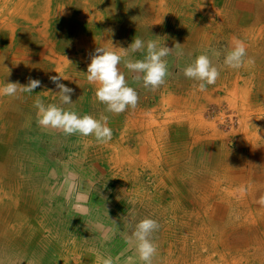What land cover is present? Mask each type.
I'll use <instances>...</instances> for the list:
<instances>
[{"label":"rangeland","instance_id":"1","mask_svg":"<svg viewBox=\"0 0 264 264\" xmlns=\"http://www.w3.org/2000/svg\"><path fill=\"white\" fill-rule=\"evenodd\" d=\"M53 1L63 2L61 4L64 5L66 0ZM102 1L98 0L99 12L92 11L86 16L80 5L75 15L82 13V17L80 21L76 17V20L68 18L66 22L72 21L73 24L70 27L50 19L48 40L34 37L37 23L28 25L30 32L18 28L20 32L15 40L17 51L14 54L17 56L13 58L14 62H11L7 45H3L8 52L0 55L3 85L16 83L26 86L28 82H23L24 79L39 80L40 89L34 90L42 91L43 103L59 104L58 89L50 79L58 75L59 83L64 82L73 89L70 96L73 103L60 106L95 119L106 117L111 138L101 142L92 135H65L59 129L43 128L36 117L32 121L30 119V115L35 114V101L25 98L23 104L30 105L33 111L28 115L29 108L20 104L21 115L25 114L24 123H21L19 131L18 127L14 131L22 138L18 137L16 144L15 141L6 143L9 146L5 150L8 156L1 165L0 183L3 182L0 185L4 187L0 191L2 194L10 193L11 196H6L11 197V202L15 203L17 198L22 200L17 206L1 203L4 212H11H0L6 217L3 223L0 219V227L3 226L0 264H100L97 255L111 256L114 260L118 258L116 264H128V258L134 257V252L126 243L125 236L130 233L128 223L133 216L136 220L149 217L159 224L152 237L157 246L152 264H264V164L255 160V156L262 154L254 144V134L264 129V126L260 127L264 124V93H259V88H264V79L258 85L255 75L252 76L253 73L261 74L262 71L255 67L264 61V1L237 0V4L241 2L251 7L243 26L249 31L254 28L257 38L244 36L241 29L243 15L238 10L232 14V20H241L236 21L237 25L230 21L220 26V15L216 7L211 8V1L214 0H191L192 3H189L190 0ZM8 2L0 0V12L2 5ZM31 5L34 7V2ZM38 6L45 8L44 2ZM4 8L7 10L8 4ZM258 13L263 18L254 21L251 17H256ZM22 25L20 23V27ZM92 25L94 28H89ZM171 29L173 31H169ZM8 33V30L0 33V52L2 38ZM169 33H175V36L169 38ZM136 35L146 41L164 43L175 50L193 47L190 60L171 54L164 58L169 72H176L171 69L179 67V63L191 62L196 55L207 52L219 70L215 84L211 85L213 94L207 95V91L205 95L204 89L198 90L194 100L189 95L175 98L165 93L162 96L163 84L173 80L170 74L157 88L149 87V90L145 88L147 91L139 92L138 84L136 88L132 86L136 82L133 80L135 74L129 72L122 60L120 71L124 73L128 85L137 92L136 107L115 114L106 111V106L98 100L95 106L90 103V87L94 84L87 80L85 74L95 48H110L112 45L117 49L127 48ZM24 37L26 42L19 41ZM233 37L241 40L246 49V57L239 69L227 68L222 63L223 54L230 48ZM18 42L25 43L18 45ZM57 45H61L60 49ZM213 52H219V58L212 56ZM143 56L144 53L137 52L131 58L143 59ZM180 56L182 58L183 54ZM9 65L10 69H7ZM194 82L198 86L199 82ZM205 88L211 89L210 85ZM15 97L10 96L9 99L14 100ZM5 99L7 96L2 98ZM9 106L6 105L7 108ZM192 107L190 119L174 118L176 108L189 110ZM161 110L163 113L159 114ZM178 120L192 121L200 129L196 134L198 136H203L201 129L206 130L205 137L198 141L203 149L220 147V168L224 163V167L231 164L235 173L231 185L225 181L221 170L217 174H200L204 171L195 169L189 173L186 171L187 175L183 172L174 177L167 173L164 179L163 173L158 175V168L163 172L167 167L151 164L157 162V146L162 142L158 143L160 132L157 128L165 130V137H171L169 126ZM253 123L258 124H255L256 129ZM241 167L248 176L246 181L238 182L236 178L240 176H237V170ZM72 173L79 179L80 191L86 194L83 204L86 212L74 209L72 203L58 192L65 177ZM196 175L199 181L194 179ZM169 178L172 185L167 181ZM212 182L219 184L218 191H215ZM225 192L229 196L224 195ZM221 196L230 200L221 199ZM13 252L17 256H13ZM135 264L140 262L136 260Z\"/></svg>","mask_w":264,"mask_h":264},{"label":"clouds","instance_id":"2","mask_svg":"<svg viewBox=\"0 0 264 264\" xmlns=\"http://www.w3.org/2000/svg\"><path fill=\"white\" fill-rule=\"evenodd\" d=\"M179 46L180 44H176ZM144 53L143 59H132L133 54ZM173 48L169 49L165 44L156 40H144L135 36L127 48L113 46L110 48L97 47L90 57L87 65V80L95 85V97L106 106V111L119 114L128 108H134L138 101L136 90L129 86L124 73L119 65L122 60L130 73H134L133 80L142 83L146 88H156L162 85L165 77L169 75V69L165 57L172 54ZM212 56L219 58V52H213ZM127 57V59H125ZM246 57L245 45L238 38H233L230 48L223 54V65L231 69H239ZM251 62V61H249ZM184 77L197 81L199 90L203 91L207 85L215 84L219 70L213 64L207 52L196 55L183 69ZM55 83L59 97V104H45L39 98L34 102L36 108L37 123L43 128L59 129L65 135L80 134L92 135L97 141L106 142L111 138V129L107 126V118L95 119L90 115H79L76 111L65 109L60 105H70L72 88L59 83L60 77H50ZM40 86V81L30 79L26 86L16 83H5L0 86V95L14 96L18 90L33 93ZM62 193L74 209L82 210L86 200V194L79 189V179L72 173L66 176L60 188ZM83 211H87L83 209ZM115 223V221H113ZM102 227V226H98ZM130 233L125 236L126 243L134 252V257L128 258V264H152L153 257L157 253V246L152 237L158 230L156 220L144 217L136 220L133 216L129 223ZM108 236H105L107 239ZM100 264H116L118 258L111 256H99Z\"/></svg>","mask_w":264,"mask_h":264},{"label":"bare ground","instance_id":"3","mask_svg":"<svg viewBox=\"0 0 264 264\" xmlns=\"http://www.w3.org/2000/svg\"><path fill=\"white\" fill-rule=\"evenodd\" d=\"M6 1H9L8 3H5V4H3L2 5V7H1V12H0V33L2 32V31H7L8 30V34L7 35H5V36H3V43L1 44V52H0V55L1 56H4L6 53H10V55H9V57L12 59V61L11 62H14V60H13V58H15L17 55L16 54H14L16 51H17V49H15L17 46H15V43H16V41H17V38H18V35H19V32H20V29H18V28H24L25 30L26 29H28L29 30V32H30V30H31V27L30 26H28L30 23L31 24H35V23H37V26H38V28H35V30H34V37L36 38V39H38V38H41V39H43V38H46V40H48L49 39V36H48V32H49V21H50V19H52V21H55L56 20V23H59V25H62V24H64L65 26H69L70 27V25H73L72 24V21H70V22H66V20H69L70 18L72 19V18H74V20H76L75 19V17L76 18H78L79 19V21H80V19H81V17H82V13H80V14H77V15H75V12L80 8V5H81V7L82 8H84V16H86L89 12H92V11H96L98 8V0H80V2L79 3H73L72 1H70V0H66L65 2H64V5H62L61 3H63V2H59V1H53V0H43V2H44V4H45V8L43 7L42 9H40V7L38 6V4L40 5L41 3L43 4V2H42V0H16V1H12V2H10V0H6ZM62 1H64V0H62ZM121 1H123V0H121ZM143 1V0H142ZM259 1V0H258ZM262 1V0H261ZM264 1V0H263ZM33 2H34V4H35V6L34 7H31L32 5L31 4H33ZM46 2V3H45ZM102 2H105V0H103ZM119 2V1H118ZM144 2V1H143ZM177 2V1H176ZM189 3H192V1L190 0L189 1ZM8 4V6H9V8L6 10L4 7L6 6ZM102 4V3H101ZM105 4V3H104ZM113 4V3H112ZM142 4V3H141ZM253 4V3H252ZM1 5V4H0ZM51 5V6H50ZM114 5V4H113ZM116 5V4H115ZM211 5H212V7L211 8H213L214 9V7H216V11H218V13H219V15H220V17H221V25L220 26H223V23H225V22H230V21H232L233 23H235L236 24V21H241L240 19H233L232 20V14H234L233 12L235 11V10H238V12H241L242 13V15H243V23L241 24V26L243 27H241V29H243L242 30V33L244 34V36H248L249 38H251V36H253V37H256V32H254L253 33V30H254V28L252 29V30H250L249 31V29L248 30H246L245 28H244V21L246 22V20H247V15L248 14H250V10H251V7H249V6H245L244 4L242 5V3L241 2H239L238 4H237V0H214V1H211ZM257 5V7L259 6V4H256ZM161 6V5H160ZM240 6H242V7H240ZM114 7V6H113ZM117 7V6H116ZM116 7H114V8H116ZM158 7V6H157ZM178 7H179V5H178ZM190 7V6H189ZM191 7H192V5H191ZM4 8V9H3ZM118 8V7H117ZM169 8V7H168ZM176 8V7H175ZM174 8V9H175ZM249 8H250V10H249ZM255 8V7H254ZM40 9V10H39ZM120 9V8H119ZM157 9V8H156ZM181 9V8H180ZM38 10H39V12H38ZM101 10V9H100ZM147 10V9H146ZM211 10V9H210ZM104 11V10H103ZM256 11H257V9H256ZM259 11H260V9H259ZM38 12V13H37ZM97 12H99V10H97ZM263 12V11H262ZM120 13V12H119ZM256 13V12H255ZM122 14H124V13H122ZM178 14V13H177ZM260 13H258L257 15H256V17H251V18H253V19H255L254 21H257V20H262V18H263V15H259ZM264 14V13H263ZM35 15V16H34ZM103 15V14H102ZM174 15V14H173ZM181 15V14H180ZM236 15V14H235ZM89 16V15H88ZM114 16V15H113ZM214 16V15H213ZM254 16V15H253ZM20 17V18H19ZM30 17V18H29ZM67 17V18H66ZM105 17V16H104ZM139 17V16H138ZM262 17V18H261ZM18 18L20 19V20H18ZM69 18V19H68ZM90 18H92V17H90ZM110 18V17H109ZM204 18H205V16H204ZM213 18V17H212ZM215 18V17H214ZM35 19H38V21L36 20V21H32V20H35ZM84 19H85V17H84ZM242 19V18H241ZM252 19V20H253ZM18 20V21H17ZM91 20V19H90ZM214 20H216V19H214ZM252 20H251V24H252ZM21 21V22H20ZM82 21V20H81ZM16 22H18L17 24H16ZM20 23H23V25L20 27ZM255 23V22H254ZM258 23V22H257ZM228 24V23H227ZM18 25H19V27H18ZM237 25V24H236ZM255 25V24H254ZM77 26V25H76ZM85 26V25H84ZM163 26V25H162ZM172 26V25H171ZM209 27V26H208ZM233 27V26H232ZM231 27V28H232ZM240 27V26H239ZM62 28V27H61ZM66 28V27H65ZM89 28H94V26L92 25V26H90ZM252 28V27H251ZM82 29V28H81ZM86 29V28H85ZM227 29V28H226ZM24 30V31H25ZM149 31V30H148ZM211 31V30H210ZM89 32V31H88ZM93 33V32H92ZM171 33V32H170ZM212 33V32H211ZM251 33H253L252 35H251ZM95 34V33H94ZM207 34V33H206ZM205 34V35H206ZM211 36V35H210ZM258 37V36H257ZM256 37V38H257ZM68 38V37H67ZM234 38V37H233ZM255 38V39H256ZM64 39V38H63ZM166 39V38H165ZM197 39V38H196ZM242 39H244V38H242ZM246 39V38H245ZM16 40V41H15ZM221 40H222V38H221ZM19 41H25L26 42V38L24 37L23 39H20ZM183 41V40H182ZM215 41V40H214ZM249 41V40H248ZM251 41V40H250ZM25 42H23V43H20V42H18L17 44L19 45V44H22V45H24V43ZM62 42V41H61ZM60 42V43H61ZM245 42V41H244ZM255 42V41H254ZM263 42V41H262ZM195 43V42H194ZM7 45V50H8V52H7V50L5 49V48H3V45ZM63 44V43H62ZM73 44V43H72ZM259 44V43H258ZM5 45V46H6ZM58 47H59V49H60V47H61V45H57ZM63 46V45H62ZM255 46V45H254ZM249 47V46H248ZM253 47V46H252ZM260 49V48H259ZM22 50V49H21ZM65 50V49H64ZM257 50V49H256ZM6 51V52H5ZM251 52H253V51H251ZM261 52V51H260ZM30 53V52H29ZM43 53H45V52H43ZM256 53V52H255ZM36 54H38V53H36ZM58 55H59V53H58ZM53 56V55H52ZM59 57H61V56H59ZM262 57V56H261ZM15 63H17L16 62V60H15ZM13 64V63H12ZM11 64V65H12ZM256 65V64H255ZM7 67V69H10L9 67H10V65L9 66H6ZM260 68V67H259ZM258 69V68H257ZM49 70V69H48ZM31 75V74H30ZM29 75V76H30ZM36 76V75H35ZM81 78V77H80ZM246 78V77H245ZM28 80H30V79H28ZM28 80H26V79H24L23 80V82H25V81H27V82H29ZM1 81H3L2 79H0V85L2 84L1 83ZM14 81V80H13ZM22 81V80H21ZM19 82V81H18ZM44 83V82H43ZM46 83V82H45ZM64 83V82H63ZM3 85V84H2ZM20 86V85H19ZM223 86V85H222ZM82 87V86H81ZM78 88V87H77ZM149 88V87H148ZM147 88V89H148ZM157 88V87H156ZM236 88V87H235ZM234 88V89H235ZM38 89H40V88H38ZM43 90V89H42ZM87 90V89H86ZM149 90V89H148ZM211 90V89H210ZM229 90V89H228ZM152 91H153V89H152ZM45 92V91H44ZM140 92V91H139ZM201 92V91H200ZM164 93V92H163ZM73 94V93H72ZM171 94H173V93H171ZM16 95V97H15V99L14 100H10L9 99V97L10 96H7V99H5V100H2V98L4 97V95H0V175H2V173H3V170H2V167H1V165H4L3 164V159H7V156H8V153L5 151V150H7L8 149V145H6V143H14V141H15V143L14 144H16V139L18 140V137L19 138H22V136L19 134V136H18V134L17 133H15L16 131H14L15 130V128H17L18 127V129H17V131H19L20 129H21V123H24L23 122V119H24V113L21 115V113L22 112H20L21 111V106H20V104L22 105L23 103H24V100H25V98H27L28 100L29 99H33L34 101L37 99V98H39L42 102H44V98L42 97V95H43V93H42V91L40 90V91H36L35 92V90H33V93H27V92H25V91H23V90H18L17 91V93L15 94ZM51 95V94H50ZM91 97H92V99L90 100V103H92L93 102V104H94V106H95V104H96V102H97V98L95 97V85H92L91 87H90V94H89ZM153 95V94H152ZM176 95V94H175ZM147 96V95H146ZM30 97V98H29ZM85 97V96H84ZM144 97V96H143ZM140 98H142V97H140ZM26 99V100H27ZM51 99V98H50ZM152 101V100H151ZM156 101V100H155ZM3 102H4V105H3ZM28 102H31V101H28ZM89 102V101H88ZM6 103V104H5ZM32 103V102H31ZM7 104H9L10 106V108H7L6 107V105ZM244 105V104H243ZM193 106V105H192ZM22 107L24 108V107H27V108H29V111H27L29 114L28 115H30L31 113H32V111L33 110H35V112H33V114L34 115H30V119H31V121H32V119H34V117H36L35 115H36V108H33V110L30 108V105L29 106H25V104H23L22 105ZM88 107V106H87ZM136 107V106H135ZM134 107V108H135ZM247 107H248V105H247ZM78 108V107H77ZM80 108V107H79ZM86 108V107H85ZM249 108V107H248ZM75 109V108H74ZM139 109V108H138ZM87 110V109H86ZM89 110V109H88ZM140 110V109H139ZM250 110V109H249ZM246 111V110H245ZM24 112V111H23ZM132 112V111H131ZM165 112V111H164ZM172 112V111H171ZM177 112V111H176ZM251 112V111H250ZM253 112V111H252ZM126 113V112H125ZM136 113V112H135ZM140 113V112H139ZM134 115V114H133ZM132 115V116H133ZM136 115V114H135ZM126 116H128V115H126ZM170 116V115H169ZM37 118V117H36ZM120 118V117H119ZM137 118V117H136ZM175 118V117H174ZM181 118H183V117H181ZM185 118V117H184ZM193 118V117H192ZM190 119V118H189ZM124 121V120H123ZM185 121H188V120H184L183 122H185ZM35 123V122H34ZM128 125V124H127ZM263 125V124H262ZM34 126V125H33ZM162 126V125H161ZM166 127V126H165ZM261 127V126H260ZM24 129V128H23ZM158 129V128H157ZM187 129V128H186ZM185 129V130H186ZM167 130V129H166ZM190 131V130H189ZM37 134H38V132L37 131H35ZM23 133V132H22ZM36 133H35V135H36ZM14 134V135H13ZM124 135V134H123ZM174 136V135H173ZM167 138V137H166ZM134 140V139H133ZM21 141V140H20ZM140 141V140H139ZM17 143H19V142H17ZM159 143V142H158ZM163 143V142H162ZM190 143V142H189ZM138 146V145H137ZM158 147V146H157ZM156 147V148H157ZM38 149V148H37ZM213 149V148H212ZM18 150V149H17ZM40 151V150H39ZM138 151V150H137ZM188 151V150H187ZM13 152V151H12ZM38 152V151H37ZM158 152V151H157ZM26 153V152H25ZM124 153V152H123ZM35 154V153H34ZM38 154V153H37ZM42 154H44L43 152H42ZM155 154V153H154ZM197 154V153H196ZM195 154V155H196ZM39 155V154H38ZM48 155V154H47ZM116 155V154H115ZM121 155V154H120ZM119 155V156H120ZM12 156H14V154H12ZM26 156V155H25ZM40 156V155H39ZM197 156H199L198 154H197ZM23 157V156H22ZM31 157V156H30ZM196 157V156H195ZM12 158V157H11ZM122 158H125V156H122ZM127 158H129V157H127ZM198 158V157H197ZM197 158H196V160H197ZM190 159V158H189ZM32 160H34V159H32ZM10 161V160H9ZM74 161V160H73ZM127 161V160H126ZM114 162H116V161H114ZM114 162H113V164H114ZM149 162V161H148ZM188 162V161H187ZM19 163V162H18ZM196 163V162H195ZM77 165V164H76ZM90 165V164H89ZM116 165V164H115ZM13 166V165H12ZM32 166V165H31ZM114 166V165H113ZM136 167V166H135ZM21 168V167H20ZM78 168V167H77ZM86 168V167H85ZM196 168V167H195ZM92 170V169H91ZM176 170V169H175ZM31 171V170H30ZM173 171V170H172ZM179 171V170H178ZM218 171V170H217ZM156 172V171H155ZM19 173V172H18ZM79 173V172H78ZM232 173H234V172H232ZM223 174H225V173H223ZM230 174V173H229ZM242 175V174H241ZM17 176V175H16ZM231 176V175H230ZM247 176V175H246ZM3 177V176H2ZM225 177V176H224ZM230 178V177H229ZM233 179V178H232ZM238 179V178H237ZM240 179V178H239ZM13 180V179H12ZM244 180V179H243ZM3 182V181H2ZM1 182V183H2ZM0 183V184H1ZM14 183V182H13ZM249 183V182H248ZM7 184V183H6ZM23 184V183H22ZM20 185V184H19ZM9 186V185H8ZM17 186V185H16ZM4 186H1L0 185V190H2V188H3ZM11 188V187H10ZM5 190V189H4ZM15 190V189H14ZM12 191V190H11ZM19 191V190H18ZM249 191V190H248ZM22 192V191H21ZM0 194H2V192L0 191ZM9 195V196H11V194L10 193H6V192H4L2 195H0V199L2 198V201L0 202V212L1 213H10L9 211H7L6 210V212H4V209L2 208V205H1V203L3 204V203H6L7 204V206H9L8 205V203L10 204V206L11 205H15V206H17L18 205V203H19V201H21L22 199L21 198H17L16 200H15V203H14V201L13 202H11V199L9 200V198H11V197H8V196H6V195ZM13 195H15V194H13ZM155 195V194H154ZM20 196V195H19ZM23 197V196H22ZM226 197V196H225ZM8 198V199H7ZM162 201V200H161ZM24 204V203H23ZM33 208V207H32ZM25 211H27V209L25 210ZM32 211V210H31ZM31 213V212H30ZM0 219L2 220V223H3V221H5L6 220V217H4V216H2L1 214H0ZM10 219V218H9ZM41 223V222H40ZM2 229H3V226L1 225V227H0V233L2 232ZM123 232V231H122ZM197 234V233H196ZM7 235H9V234H7ZM9 237V236H8ZM14 237V236H13ZM192 237H193V235H192ZM227 237V236H226ZM12 238V237H11ZM10 238V239H11ZM222 238H224V237H222ZM232 238V237H231ZM6 240V239H5ZM225 240V239H224ZM7 241V240H6ZM8 242V241H7ZM13 242V241H12ZM225 243H226V241H224ZM228 244V243H227ZM8 246H9V244H8ZM214 246V245H213ZM229 246V245H228ZM210 247V246H209ZM7 248V247H6ZM16 248V247H15ZM207 248V247H206ZM211 249V248H210ZM212 250V249H211ZM34 251H36V250H34ZM208 251V250H207ZM14 253V252H13ZM168 253V252H167ZM13 256H17L15 253H14V255ZM208 257V256H207ZM16 258V257H15ZM35 258V257H34ZM38 258V257H37ZM1 259V258H0ZM206 259V258H205ZM5 260V259H4ZM15 262V261H14ZM13 262V263H14ZM32 262V261H31ZM174 262V261H173ZM170 263V262H169ZM210 263V262H209Z\"/></svg>","mask_w":264,"mask_h":264},{"label":"crops","instance_id":"4","mask_svg":"<svg viewBox=\"0 0 264 264\" xmlns=\"http://www.w3.org/2000/svg\"><path fill=\"white\" fill-rule=\"evenodd\" d=\"M169 31H173V30L171 29ZM163 35L165 36V33H163ZM174 36H175V33L174 34H170V33L168 34L169 38L174 37ZM180 36H183V35H180ZM166 47L171 49V47L169 45H167ZM191 49H193V47H190V46H188V49H184L185 51L183 49L182 50H175L173 48V52L171 55H178L180 57V59H183V60L189 59L190 60V56L193 54ZM180 54H183L182 58H181ZM188 63H190V62H181V63H179L180 65H178L179 67L174 66L171 69L172 71L176 70L177 73L176 72H169V74H170V76H172L173 80H172V82L168 81V82H165L163 84L164 85V88H163L164 93L162 92V94H161L162 96L165 93H167V94L173 93L172 95L175 96V98L183 97L182 95L187 97L189 95V98L191 100L196 99V95H197L198 90H199L198 86L196 85V82H194L191 79L184 77V75L182 73V69ZM172 64H175V63H172ZM256 68H258V70H260L262 72H261V74H259V73L254 74L253 73L252 76L255 75V78H256L255 80L258 81L257 83H258V85H260L261 80L264 79V61H262V62L260 61L258 63V66L255 67V69ZM173 73H175V74H173ZM175 77H177L176 80H175ZM128 79L129 78H127V80ZM137 84L139 86H137ZM134 85H135V88H136V86L140 88V90L138 89V91H140V92L141 91H143V92L147 91V90H144L146 87H144L142 85V83H140V82L139 83L138 82L132 83L133 87H134ZM210 87H211V90L209 89L210 91L207 90L208 88H205V91H204L205 95L207 94L206 93L207 91H208L207 95L213 94L212 86L210 85ZM259 93H261V94L264 93V88H262V87L259 88ZM161 95H158V96L160 97ZM159 97H157V98H159ZM185 100H187V99H185ZM206 100H204V101H206ZM176 102H178V104L180 103V101H178L177 99H176ZM192 103H195V102H192ZM187 107H188V105H187ZM192 109H193V107L190 108L189 110H187V108L183 109V110L176 108L175 111H177V112L174 113V117H186V118L188 117V118H190L191 117L190 113H191ZM263 110H264V108H263ZM161 113H163L162 110L159 114H161ZM175 114H178V115H175ZM192 123L193 122L190 120L185 121V122L180 121V120L176 121L172 126H169L170 134L172 136L167 137V138L164 136V133H165L164 129H161V130L157 129V132H160L158 142L162 141L163 143L161 142L158 144V153H159L158 155L159 156L157 155L158 156L157 162L156 163L151 162V164L153 163L154 167L160 166L162 164L167 167V169L164 170L163 172H161V170L159 168L157 169L158 175L163 173V175H162L163 179L167 173H168V175H170V177L171 176L174 177L173 175H175V174L177 175V173L179 174V173H183V172L185 173V175H187V173L193 172L195 169L200 170V171H204V172H201L200 174H211V173L217 174V173H219V170H221V171H223L222 172L223 178L225 179V181H227L228 184L231 185V182L232 181L234 182V178H235V173H232L234 171L232 170L231 164H228L224 167V165H225V163H224L222 165V168H220L221 164L219 162H221L220 157L222 155V150L220 149V147L213 146L208 150L200 147V144L198 143V141L200 140V138L205 137L204 134H206L207 132L205 129L204 130L201 129V131H202L201 134H203V136L196 135L198 133V130H200V129L197 128L196 125H193ZM255 124L258 125L257 123H255ZM255 124L253 123V127L256 129ZM260 126H264V124L260 125ZM254 144H256L259 147L258 152L260 154H262V155L255 156V158H256L255 160H257L262 165V164H264V146H263V144H264V129L262 130V132H260V133L256 132L254 134ZM196 153L199 156H197ZM252 156H254V155H252ZM196 158H197V160H196ZM182 160H185V163L182 164L181 163ZM251 160H254V157H251ZM205 168H206V170H205ZM186 171H187V173H186ZM237 171H238L237 173H239L237 176H240L239 177L240 179L236 178V181L239 182L240 180H243V179H244V181H246V177L248 176L246 171L242 170V167L239 168ZM223 173H225V174H223ZM163 179H162V181L165 182ZM170 179L171 178H169L167 181H168V183L171 184L172 179L171 180ZM194 179L197 181L200 180L198 175H196V178H194ZM201 182H199V184H201ZM214 184H215V186H214L215 191H218L219 190V184L217 183V185H216L215 182H212V185H214ZM253 186H255V185H248V187H253ZM228 194L229 193H226L224 195L229 196ZM248 196L251 197L250 195H248ZM224 198L229 199V197L221 196V199H224ZM178 204H181V203L178 202Z\"/></svg>","mask_w":264,"mask_h":264}]
</instances>
